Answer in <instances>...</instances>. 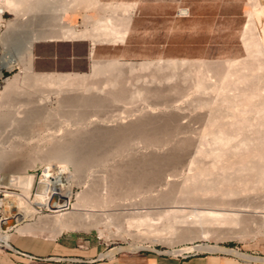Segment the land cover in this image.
I'll use <instances>...</instances> for the list:
<instances>
[{"label": "rangeland", "instance_id": "rangeland-1", "mask_svg": "<svg viewBox=\"0 0 264 264\" xmlns=\"http://www.w3.org/2000/svg\"><path fill=\"white\" fill-rule=\"evenodd\" d=\"M2 1L4 0H0V2ZM71 1L72 0H20V2L17 3L18 9H16V12L7 9L2 15L3 18L0 21V42L4 40L3 43H7V41H9V46H7L11 49V47L13 48L14 45H16L14 41H16L15 43H18V41H25L24 39L26 37L35 36V34L39 32L45 34L53 32L50 28H52V24L56 23L55 18L58 14L57 12L62 13V11H59L60 8L63 10V6L65 7L64 9L68 6L66 9L68 10L71 7L68 11L73 10L71 13L73 16L76 15L75 11L78 12L80 9L72 7L74 4L71 3ZM258 1L259 0H144L138 3L137 8L132 12L127 34L124 43L121 45H102L104 43H99L88 38L82 39L85 41L73 40L78 42H61L65 40L46 42V40H41L42 42H34L31 49L33 58L35 45L45 47V49H47L45 51L47 55L52 54L53 47L58 44L67 47L75 43L80 46V53L84 57L80 62H77L74 66H70V64L68 65L66 61H64L63 65L58 64L56 66L57 69H53L55 67H52L50 71L44 72L89 73L95 59L96 61H102L111 58H118L123 61L131 62H155L168 59H184L201 60L207 63L219 64L229 63V61L226 60H240L238 66L241 68L236 72L237 76L235 79L229 81L230 84H219L217 83V79L213 77L210 72H206L204 74L206 75V86L208 87H206L204 91L197 92V88L195 87L196 79L193 78L194 76H191L192 72L190 75L183 74L186 66H183V69L181 66L182 70L180 67L179 69L174 68V71V69L170 68L168 70L167 67L160 64L162 65L160 66L162 67L161 70L160 67L152 68L151 66L150 70L148 68V70L145 69L146 71H128L126 70L128 68H125L121 74L115 76V78L108 73H105V76L88 77L87 81L85 80V85H90L91 90L89 91H83L81 87L79 90V86L75 84L73 86L71 85L69 88L68 85H64L65 87L61 86V89L53 87L49 89L45 86L31 87L24 83V76L27 74L19 67L13 68L11 71L2 70L0 92H2L6 86L5 79L15 74L18 75V85L21 86L18 89L19 92L17 90L19 93L18 96L15 94L9 95L11 99H8V96L6 99L5 96L4 102L0 99V115L1 113H6L4 115L7 118V121L0 123V180L3 176H9L15 179L13 180L14 183L12 187H7L0 181V200L3 203H9L12 201L11 196H22L26 188L23 184L18 183L16 177L23 172L33 174L35 179L33 181V186L31 185L32 191L28 197V204L37 211V214L30 220L31 222H35L33 228L35 227L37 231L34 235H19L15 233L14 230L9 231L8 234H10V236L8 244L10 248L8 246H3L1 243L0 255H5L11 262L17 261L21 264V262H25L26 258L14 251L21 253L20 248L42 251V249H44L41 246L42 243L52 242L51 244H53L55 240L69 236L73 239L70 246L72 249L70 253L73 254H81L82 251L89 250L93 247L101 251L100 253L108 252L116 247H126L127 249L114 253L112 257L140 253H162L168 257L213 255L232 259V261L240 264L264 263V183L260 182V184H258L262 176L263 178L261 181L264 179V164H261L263 166L262 169V166L260 164L259 166L257 164L258 162L255 163L254 161L259 157L258 159H262L261 163L264 162V143H262L264 142V121L260 120L258 116L256 119V117L251 115L250 117L249 115H243L250 119H248V124L245 122L246 125H252L253 128H255L237 132L238 130H233V126H238L237 121L243 118V116H235L230 110L222 109L223 119H220V125L219 123L218 125H223V127H225L226 121L227 125L230 123V126H232L231 121L233 120L234 122H232L233 128L228 126L229 131L225 133L227 135H218V133H222V130L206 122L207 116L212 110L211 107H208L209 105L207 104H201L203 103L202 101L205 103L214 99L218 102H220L219 100L231 101L230 99L233 96L230 94L236 92L232 85L241 86L240 89L244 86L250 87L248 91L251 93V96H249V98L253 99V102H260L264 99V54L262 53L259 55L256 50L257 47H264V24H261V26L257 24L258 30L256 29V34L253 32L251 37L247 38V40L244 37L243 30V41L246 51L241 41L243 25L248 21V16L247 13L245 15V12L250 6L256 5ZM54 8L57 10L55 11ZM180 10L185 11L183 15L180 14L182 11L179 13ZM90 13L92 14V12L86 14ZM78 14L81 15L82 12ZM76 18H78L77 20L81 23L82 19L80 17ZM8 20H13L15 22L14 25H17L15 29L13 28L14 30H11L14 32V37L10 31L9 35H11V37H8L9 39L6 38L7 33L5 34L7 29L6 21ZM52 21H54V23H52ZM82 22L84 21L82 20ZM79 28L81 29L82 27L80 26ZM4 34L6 36H4ZM18 35L19 37L21 36L20 39L17 38ZM11 42L14 45L11 44ZM89 43L92 45L98 44L94 48V59H92V61H89L87 58ZM247 48L250 49L249 52ZM1 57L2 51L0 49V59ZM51 63L53 64L52 60ZM41 64L44 65L45 68H50L49 65H51L50 61H45ZM34 66L35 62L31 59L32 71L34 73L39 72L34 69ZM65 68H68V70L62 71ZM155 69L158 70L155 71ZM172 70L175 73H171ZM113 80L115 82L112 85L111 82ZM256 83H258L257 90L255 91L258 93L257 96L251 88V84L255 85ZM24 86H26V88ZM209 86H211L213 90L211 87L209 88ZM213 86L216 87L214 88ZM22 90L24 93L26 92L25 95L22 93ZM13 96L16 97L14 98ZM28 97L29 99H27ZM79 101L83 102L80 103ZM96 101H99V103ZM90 102L91 104H89ZM218 102L216 103V107L214 105L216 109H220L227 105H221ZM92 103L95 105H92ZM96 103L98 105H96ZM240 107L241 106H236L235 109H237L233 110L237 112L238 109H241ZM31 110H37L36 112L39 116L37 114L36 117L33 114L31 116L32 118L24 121L28 116V112ZM8 114L10 116L9 121ZM233 116H235L236 119L232 118ZM20 121H22L23 124ZM21 127L24 128L21 129ZM111 129L113 132L117 130L124 131L127 133V137H123L124 139L121 140L122 142L118 137H116L117 139L113 137L114 140H119L121 142L119 143L116 141L120 145L113 140H109V144L106 142L107 146L103 143L104 145L102 146L105 147L102 153L104 154H100L101 159L98 162H85L81 168L79 166L81 163L79 160L81 159L77 158L76 160L75 158L66 160L68 162L60 161V165H56V163L51 165L49 162H46L50 160V158H48L49 152L54 148L58 147V149L61 150L65 148L63 149L65 151L75 148L79 149L78 147L69 148V146L65 144H69L73 138L74 140L76 138H81L85 140V142H89L86 140H89V138L91 140L92 135L96 137L95 135H98L95 134L96 132L100 130L102 132H110ZM75 135H77V137H75ZM245 136L247 137L245 138ZM256 136L259 138L254 139ZM86 137L87 139H85ZM94 137H92V140L95 139ZM96 138L95 141L98 140V137ZM120 139H122V137H120ZM248 140L250 143H248ZM91 142L92 141L89 142L90 144L87 143V145H91L94 141ZM58 145L61 148H59ZM102 146L98 149L99 153H101L100 148H102ZM197 149L201 150L199 158L194 157ZM227 149H230L229 152ZM193 157L196 160L193 161ZM32 160H37L34 166H32L34 163ZM76 162L78 163L76 164ZM191 162H197V164H192ZM72 163L74 165H72ZM244 165L246 167H244ZM59 166L63 167L64 170ZM192 166L195 169H193ZM230 167L233 169H231L233 172L232 174L235 175L236 172L235 176H239L238 180L234 179L233 181H229L227 170L229 171ZM241 167L244 169L242 170ZM225 169L226 172H221ZM122 172L124 173L123 176L121 175ZM219 173H222V175ZM248 173L250 174L248 175ZM194 174L200 175V178H204L203 176H205V180H207L209 184L212 183V180H215L213 176L215 175L216 182L213 184H216L218 181L220 186L223 182L227 185L223 183V189H221L222 187L218 188L219 185H216L218 188L217 191L213 187V189L211 187L204 189L206 186L203 188L204 191L201 188L192 190L183 189L184 192L180 190L181 182L187 179V177L190 178L194 176ZM118 175L124 177L127 182L123 180L121 183H116L119 179ZM224 175L227 180H224ZM251 175H253V177ZM217 176L223 177V180H220L221 178ZM52 177L54 178L52 179ZM138 178L143 179L137 186L135 184ZM46 180H53V183L58 184V188H62L63 185H65V181L69 180L72 192L70 194L69 203L62 212H70L74 204H78L79 207L85 209V212L94 213V215H96V217L93 216L96 223L89 225V227L84 226L74 230H64L60 232L58 236L51 230L53 228L52 226H48L47 224L41 225L42 223L44 224L43 220L45 219L44 217L41 218V216L55 215L59 213L58 211L61 209L55 208L52 205L50 209H43L35 203L34 200L37 194L36 186L38 183H45ZM131 180L135 185L133 188V182H131ZM9 181H11V178ZM123 182H126L125 185H123ZM128 182L130 186L126 185ZM211 185L212 184L209 186ZM127 186H129V188ZM226 186L228 189L231 187V190L233 189L235 192L232 193L229 189L231 193V195H229L230 193ZM219 189L221 191L223 190V194ZM226 190L228 193H225ZM92 192H96L97 194H95L96 196L98 195V198L101 197V203H85V201L81 200L85 194H90ZM224 194L228 195L224 196ZM164 195H168L169 197L172 196L170 197L172 198L170 201L168 199L170 203L166 201L168 207L161 203L162 201L160 202L161 199L163 200ZM163 205L167 208H162ZM245 205H248L246 206L248 210H252L247 216L248 219L246 216H243L245 218L243 219L242 214H240L241 212H237L239 208ZM165 209H169L170 211H174L175 209L176 211L168 215L167 212L166 214L163 212L167 211ZM203 212L205 215L202 214ZM230 214H234L235 216H231ZM173 215H178L180 218ZM229 215L231 217H229ZM38 216H40V219H38ZM237 216L243 219V222L241 221L242 219L239 221L242 222V225L237 223L236 220L234 221L235 218L238 221L239 217ZM5 218V207L1 206L0 222L4 221ZM197 219H200V221L203 219L204 225ZM196 220L198 222H196ZM207 220L210 221L209 224ZM175 224L177 225L176 228L178 227L177 229H175ZM259 224L261 227H259ZM169 225H172L174 229ZM169 227L171 229H169ZM187 227L192 229L189 230L187 236H184L185 238H181L180 232L182 228L187 229ZM123 229L125 231H123ZM126 231L127 233H125ZM141 239L143 241H141ZM151 240L154 243H150ZM201 244L210 246L218 245L224 252L208 251L207 249L199 251L193 250L189 253L183 252L186 248ZM79 246H81V248H79ZM11 250H13V252ZM226 250H231L233 253H226ZM239 255H248L251 257L246 263L236 258ZM69 258L75 257L72 256Z\"/></svg>", "mask_w": 264, "mask_h": 264}, {"label": "bare ground", "instance_id": "bare-ground-1", "mask_svg": "<svg viewBox=\"0 0 264 264\" xmlns=\"http://www.w3.org/2000/svg\"><path fill=\"white\" fill-rule=\"evenodd\" d=\"M22 1V0H21ZM20 2V0H4V1H2V2H0V21L2 20V15L7 11V9H9V10H11V11H15L16 12V9H18V5H17V3H19ZM71 3H73L74 5L72 6V7H74V8H76V9H79L78 10V12L77 11H75L76 12V15H78V16H73L71 13L73 12V10L71 11H68L69 9H71V7L68 9V10H66L67 8H68V6H67V8L66 9H64L65 7L63 6V10H61V8H60V10L59 11H62V13L61 12H57L56 14H57V16H56V14H55V16H56V18H55V24H52L51 26H52V28H50L53 32H51V33H49L48 32V34H45V33H37V34H35V36H32V37H26L24 40L25 41H18V43H15L16 41H14V44H16V45H14L12 42H11V44H13L14 45V47L12 48L11 47V49H9V44H8V42L9 41H7V43L5 42V43H3L4 42V40L2 41V42H0V49H1V51H2V57H1V59H0V78H2V76H1V71L2 70H8V71H11L13 68H16V67H19L21 70H24L25 72H26V74L27 75H25L24 77V83H26V84H28V85H30L31 87L33 86V87H41V86H45L46 88H57V89H59L61 86L62 87H65V86H67L68 85V88L69 87H71V85L73 86L74 84L76 85V86H79V90H80V87H81V90H83V91H85V90H87V91H89V90H91V87H90V85H88V84H86L85 85V80L87 81V78L88 77H96V76H102V75H104L105 76V73H108V74H110V75H113L114 76V78H115V76H117V75H120L121 74V72L123 71V69H125V68H128V69H126V70H128V71H134V70H145V69H147L148 70V68H149V70H150V66L152 67V68H157V67H160V66H165V67H167L168 68V70L171 68V69H174V68H178L179 69V67H180V69H181V66H182V69L184 68L183 66H186V69H185V71H183L184 73V75H186V74H189L190 75V73L192 72V75L191 76H194L193 78H195L196 80H195V87L197 88V92L198 91H204V89L206 88V87H208V86H206V75L204 74V73H206V72H210L212 75H213V77H215L216 79H217V83H219V84H221V83H223V84H226V83H229L230 84V80H232V79H235V77L237 76V71H239V69L241 68L240 66H238V64H239V62H240V60L239 61H236V60H234V61H229V63H225V64H219V63H207V62H198V63H190V62H185V61H155V62H152V61H139V62H123V61H118V60H102V61H96V60H94L93 61V63H92V66H91V70H90V72L89 73H76V74H72V73H34L33 71H32V69H31V59H32V54H31V49H32V45H33V43L34 42H38V41H41V40H46V41H54V40H65V41H73V40H82V39H92V40H94V41H97V42H99V43H104V44H112V45H114V44H117V43H121L122 41H123V39H124V37H125V35H126V32H127V29H128V25H129V20H130V18H131V13H132V11H133V5H130V6H125V5H122V4H116V3H104V2H102V1H100V0H72L71 1ZM72 5V4H71ZM254 5V4H253ZM20 7V6H19ZM23 7V6H22ZM21 7V8H22ZM73 8V9H74ZM55 9V8H54ZM75 9V10H76ZM82 9V10H81ZM57 9H55V11H56ZM52 11V10H51ZM182 11V10H181ZM180 11V12H181ZM80 12H82V14L80 15V14H78V13H80ZM88 12H92V14L90 13V14H86V13H88ZM29 13V12H28ZM246 13H247V16H248V21L246 22V24H245V27H244V37H245V39L247 40V38H250L251 37V35H252V33L254 32L255 33V31H256V29H257V26L260 24V26H261V24L263 25L264 24V0H259L258 2H257V4L256 5H254V6H250L247 10H246ZM49 14H51V13H49ZM54 14V13H53ZM49 16H51V15H49ZM54 16V17H55ZM96 18H95V17ZM76 17H80L84 22H82V20H81V23H79V21L77 20L78 18H76ZM52 18V17H51ZM50 18V19H51ZM28 20H29V18H28ZM51 21V20H50ZM46 22V21H45ZM48 22H49V20H48ZM6 27H7V29H6V31H5V34L7 33V36L4 34V36H6V38H10L11 37V35H9V33H10V31L14 28L15 29V26H17V25H14L15 24V22L13 21V20H8V21H6ZM38 23V22H37ZM50 23V22H49ZM52 23H54V21H52ZM51 24V23H50ZM258 24V25H257ZM82 27L81 29L79 28V27ZM84 27V28H83ZM264 27V26H263ZM44 28V27H43ZM13 29V30H14ZM258 30V29H257ZM16 32V31H15ZM257 32V31H256ZM17 33V32H16ZM47 33V32H46ZM11 34H13V37H14V32H12L11 31ZM256 34V33H255ZM20 35V34H19ZM19 35H18V39H20L21 38V36L19 37ZM34 35V34H33ZM25 37V36H24ZM5 38V37H4ZM5 38V39H6ZM8 38V39H9ZM2 39H3V36H2ZM16 39V38H15ZM17 40V39H16ZM12 41V40H11ZM8 45V46H7ZM11 46V45H10ZM256 50H257V52L259 53V55L260 54H264V47H257L256 48ZM247 51L249 52L250 51V49L249 48H247ZM92 52H93V50H92ZM28 58V59H27ZM160 64H162V65H160ZM236 66H238L237 68H235ZM167 68H166V70H167ZM162 69V67H160V70ZM181 69V70H182ZM158 70V69H157ZM156 69H155V71H157ZM159 70V71H160ZM137 71V72H138ZM146 71V70H145ZM174 71H175V69H174ZM176 71H177V69H176ZM180 71V70H179ZM181 72V71H180ZM193 72H194V75H193ZM171 73H175V72H173V70H172V72ZM178 73V72H177ZM114 74H116V75H114ZM175 75V74H174ZM205 75V76H204ZM211 75V76H212ZM108 76V75H107ZM188 76V75H187ZM209 76H210V74H209ZM113 78V79H114ZM117 78V77H116ZM192 78V79H193ZM210 79V78H209ZM6 80V86L4 87V89H3V91L2 92H0V99L4 102V97L7 99V96H8V99L10 98L9 97V95H16V96H18L19 95V88H20V86L21 85H18V75L17 74H15V75H13V76H11V77H9V78H6L5 79ZM118 80V79H117ZM116 80V81H117ZM20 81V80H19ZM23 81V80H22ZM111 81V80H110ZM207 81H208V79H207ZM216 81V80H215ZM258 81H259V79H258ZM114 80L111 82V84L113 85L114 84ZM209 83V82H208ZM259 83V82H258ZM258 83H256L255 85H253V84H251L252 86H251V88L254 90V92L257 90V85H258ZM21 84V83H20ZM23 84V83H22ZM215 84V83H214ZM218 84V85H219ZM25 85V84H24ZM65 85V86H64ZM232 85V84H231ZM217 86V85H216ZM215 86V87H216ZM234 88H235V90H236V92L235 93H233V94H230V95H232L233 97L230 99L231 101H221V100H219L220 102H218L216 99H214V100H212V101H210V102H205L204 103V101H202L203 103H201V104H203V105H205V104H207V105H209L208 107H211V112H209V115L207 116V123L208 124H210V125H212V126H216V127H218L220 130H222V133H218V135H222V136H224V135H227V134H225L227 131H229V128H228V126L229 127H231V128H233V130L235 129L237 132H239L240 130H245V129H251V128H253V126L252 125H246V123L248 124L249 123V121H248V117H244V116H247V115H249V117H250V115L251 116H254V117H256V119H257V116L260 118V120H263L264 121V99L263 100H261L260 102H256L255 100V102H253V99H251V98H249V96H251V93H249V88L250 87H248V86H244V87H242L241 89H240V87H238V86H235V85H232ZM25 88H26V86H24ZM93 87V86H92ZM193 87H194V85H193ZM194 87V88H195ZM211 86H209V88H210ZM214 87V86H213ZM214 87V88H215ZM232 87V88H233ZM74 88V87H73ZM119 88V87H118ZM195 88V89H196ZM208 88V89H209ZM212 88V87H211ZM233 88V89H234ZM61 89V88H60ZM78 89V88H77ZM17 90H18V92H17ZM206 90V89H205ZM212 90H213V88H212ZM20 91H21V89H20ZM23 91V90H22ZM26 91V90H25ZM122 91V90H121ZM211 91V90H210ZM14 92V93H13ZM136 92V91H135ZM231 92H233V91H231ZM24 95H25V93H24V91L22 92ZM34 93V92H33ZM121 93V92H120ZM137 93V92H136ZM211 93V92H210ZM7 94V95H6ZM29 94V93H28ZM77 95V94H76ZM133 95V94H132ZM255 95L257 96L258 95V93H256L255 92ZM15 96V97H16ZM21 96V95H20ZM30 96H34V95H30ZM78 96V95H77ZM14 97V96H13ZM14 97V98H15ZM27 97V96H26ZM70 97V96H69ZM3 98V99H2ZM23 98V97H22ZM25 98V97H24ZM11 99V98H10ZM26 99V98H25ZM27 99H29V97L27 98ZM32 99V98H31ZM36 99V98H35ZM83 99V98H82ZM107 99V98H106ZM0 100V101H1ZM85 100V99H84ZM96 100V99H95ZM28 101V100H27ZM32 101H33V99H32ZM86 101V100H85ZM84 101V102H85ZM219 103V104H221V105H225V104H227L226 106H224V107H222V108H220V109H216L215 107H216V103L217 102ZM25 102V101H24ZM38 102V101H37ZM73 102V101H72ZM80 102V101H79ZM83 101H81L80 103H82ZM97 102V101H96ZM108 102V101H107ZM227 102V103H226ZM16 103V102H15ZM86 103V102H85ZM97 103H99V101L97 102ZM96 103V105H98ZM13 104V103H12ZM26 104H28V103H26ZM89 104H91V102L89 103ZM102 104V103H101ZM67 105H69V104H67ZM81 105H83V104H81ZM92 105H95V104H93L92 103ZM214 105H215V107H214ZM85 106H86V104H85ZM90 106V105H89ZM236 106H241L240 108V110L238 109L237 110V112L235 111L236 109H235V107ZM101 107V106H100ZM86 108V107H85ZM8 109V108H7ZM41 109V108H40ZM222 109H227L228 111L230 110V112H232V114H235V116H239V115H244L243 116V118H241L240 120H236L237 121V123H238V126L236 125V127L235 126H233V123L232 122H234L233 120L231 121V124H232V126H230V123L227 125L226 124V121H225V127H223V125L222 126H219L220 125V119H223V116H222V112H223V110ZM233 109H235V110H233ZM29 110V109H28ZM35 110V109H34ZM34 110H31V111H29L28 112V116H27V118L24 120V121H26L27 119H30V118H32L31 116L34 114L35 116L38 114L36 111H34ZM68 110V109H67ZM92 110V109H91ZM96 111V110H95ZM234 111H235V113H234ZM44 112V111H43ZM3 114V115H2ZM4 114H6V113H1V115H0V123H4V121H7V118H6V116L4 115ZM13 114V113H12ZM77 114V113H76ZM67 115V114H66ZM83 115V114H82ZM82 115H81V117H82ZM256 115V116H255ZM8 116V121H9V118H10V116H9V114L7 115ZM35 116H33V117H35ZM38 116H39V114H38ZM43 116V115H42ZM235 116H233L232 118H235ZM17 117V116H16ZM15 117V118H16ZM37 117V116H36ZM48 117V116H47ZM47 117H46V119H47ZM13 118H14V116H13ZM20 118V117H19ZM192 118V117H191ZM238 118V117H237ZM6 119V120H5ZM45 119V118H44ZM79 119H81V118H79ZM236 119V118H235ZM32 120V119H31ZM219 120V121H218ZM230 120H231V117H230ZM250 120V119H249ZM23 121V120H22ZM22 121H20L22 124H23V122ZM147 121V120H146ZM163 121V120H162ZM16 122V121H15ZM149 122H150V120H149ZM172 122V121H171ZM224 122V121H223ZM230 122V121H229ZM246 122V123H245ZM7 123V122H6ZM5 123V124H6ZM18 123V122H17ZM136 123V122H135ZM218 123H219V125H218ZM26 124V123H25ZM169 124V123H168ZM224 124V123H223ZM251 124V123H250ZM148 125V124H147ZM4 126V125H3ZM226 126H227V128H226ZM258 126V125H257ZM26 127H27V125H26ZM26 127H25V129H26ZM136 127V126H135ZM141 127V126H140ZM161 127V126H160ZM24 127H21V129H23ZM129 128V127H128ZM145 128V127H144ZM143 128V129H144ZM167 128V127H166ZM230 128V129H231ZM255 128V127H254ZM253 128V129H254ZM257 128V127H256ZM142 129V128H141ZM161 129V128H160ZM103 130V129H102ZM105 130V129H104ZM109 130V129H108ZM121 130H122V128H121ZM132 130H133V127H132ZM135 130V129H134ZM136 130H138V129H136ZM14 131V130H13ZM131 131V130H130ZM236 131H234V132H236ZM256 131V130H255ZM99 132V133H98ZM98 132H96L95 134H98V135H95L96 137H98V140L97 141H95V139H97L96 137H94V135H92V134H90V133H88V134H90V135H92V137H94L95 139L94 140H92L93 138L91 137V140H90V138H89V140H86V141H94L91 145H87V143L88 144H90L89 142H85V140H82L81 138V140L78 138H76L75 140H74V138H73V140L72 141H70V143L68 144V143H65L67 146H69V148L70 147H78L79 149H77V148H75V149H73V150H67V151H65V150H63V149H65V148H63L62 150L61 149H58V147L57 148H54V149H52V151H50L49 152V157L48 156H45V157H48V158H50V160L49 161H46V160H48V159H46L45 161L46 162H49L51 165H54L55 163H56V165L58 164V165H60L61 164V162L60 161H66V160H71L72 158L74 159L75 158V160H76V158L77 159H81V160H79V162H84V163H82V165H81V163L79 164V166H80V168H81V166H83L84 164H85V162L87 163V162H90V163H93V162H98L100 159H101V155L100 154H104V153H102L103 151H104V147L102 146V145H104L103 143H105V145H106V142H108L107 144H109V140H113V141H118L119 143H121L122 141L121 140H123L124 138L123 137H127V133H125L124 131H120V130H117V131H115V132H113V130L111 129V131L109 132V131H98ZM145 132V131H144ZM257 132V131H256ZM169 133V132H168ZM242 133V132H241ZM243 133H244V131H243ZM253 133L255 134V132L253 131ZM80 134V133H79ZM78 134V135H79ZM128 134H129V132H128ZM134 134V133H133ZM243 135V134H242ZM150 136V135H149ZM152 136V135H151ZM232 136L234 137V135L232 134ZM235 136H237V135H235ZM239 136V135H238ZM241 136V135H240ZM249 136V135H248ZM259 136V135H258ZM74 137V136H73ZM75 137H77V135H75ZM110 137V138H109ZM113 137H115V139H117L116 137H118V139L121 141H119V140H114V138ZM120 137H122V139H120ZM242 137V136H241ZM247 136H245V138H246ZM100 138V139H99ZM155 138V137H154ZM215 138H216V136H215ZM245 138H243V139H245ZM251 138V137H250ZM252 138H253V135H252ZM251 138V139H252ZM255 138H259V137H254V139ZM85 139H87V137L85 138ZM201 139V138H200ZM213 139V138H212ZM253 139V140H254ZM153 140V139H152ZM215 140V139H214ZM245 140H247V139H245ZM65 141V140H64ZM69 141V140H68ZM243 141V140H242ZM249 141V140H248ZM112 143V142H111ZM117 143V142H116ZM119 143H117V144H119ZM126 143V142H125ZM245 143V142H244ZM248 143H250V141L248 142ZM262 143H264V142H262ZM54 144V143H53ZM116 144V145H117ZM120 145V144H119ZM54 146V145H53ZM59 146V145H58ZM100 146H102V148H103V150H102V148H100L101 150H100V152L101 153H99V147ZM107 146V145H106ZM109 146V145H108ZM216 146V145H215ZM263 147V146H262ZM59 148H61L60 146H59ZM222 148H223V146H222ZM239 148V147H238ZM67 149V148H66ZM122 149V148H121ZM236 149V148H235ZM256 149V148H255ZM228 150V149H227ZM230 150V149H229ZM229 150H228V152H229ZM249 150V149H248ZM237 151V150H236ZM190 152V151H189ZM201 152V150L200 149H197L196 151H195V156L194 157H196V158H199L200 157V153ZM249 152V151H248ZM226 153H227V151H226ZM232 153V152H231ZM235 153V152H234ZM237 153V152H236ZM243 153V152H242ZM181 154V153H180ZM228 154V153H227ZM246 154V153H245ZM46 155V154H45ZM211 155H212V153H211ZM218 155V154H217ZM5 156V155H4ZM236 156V155H235ZM8 157V156H7ZM102 157H103V155H102ZM172 157V156H171ZM194 157H193V161L194 160H196V159H194ZM211 157V156H210ZM217 158H219V157H217ZM226 158V157H225ZM232 158V157H231ZM234 158V157H233ZM256 158V157H255ZM259 157H257L256 158V160H254L255 161V163H257L258 165L260 164H264V162L263 163H261L262 162V159L260 160V159H258ZM172 159V158H171ZM171 159H170V161H171ZM215 159H216V157H215ZM258 159V160H257ZM34 160V159H33ZM32 160V161H33ZM160 160V159H159ZM173 160V159H172ZM175 160V159H174ZM219 160V159H218ZM227 160H228V157H227ZM31 161V162H32ZM35 161H37V160H35ZM35 161H33L32 163V166H34L35 164H36V162ZM145 161V160H144ZM150 161V160H149ZM162 161V160H161ZM192 161V162H193ZM229 161V160H228ZM264 161V160H263ZM66 162H68V161H66ZM166 162V161H165ZM191 162V163H192ZM220 162V161H219ZM218 162V163H219ZM49 163H47V164H49ZM54 163V164H53ZM78 162H76V164H77ZM167 163V162H166ZM171 163V162H170ZM199 163V162H198ZM209 163V162H208ZM211 163H213V162H211ZM217 163V164H218ZM250 163V162H249ZM152 164V163H151ZM192 164H197V162L195 163H192ZM240 164V163H239ZM72 165H74L73 163H72ZM90 165V164H89ZM146 165V164H145ZM150 165V164H149ZM155 165V164H154ZM158 165V164H157ZM237 165H238V163H237ZM241 165V164H240ZM247 165H248V163H247ZM259 165V166H260ZM6 166V165H5ZM65 166V165H64ZM71 166V165H70ZM76 166V165H75ZM156 166V165H155ZM250 166V165H249ZM262 166V165H261ZM27 167V166H26ZM29 167V166H28ZM59 167H61V166H59ZM78 167V166H77ZM158 167V166H157ZM197 167V166H196ZM200 167V166H199ZM234 167H236V166H234ZM243 167V166H242ZM242 167H241V169H242ZM244 167H246L245 165H244ZM57 168H58V166H57ZM62 169H63V167H61ZM79 168V167H78ZM156 168V167H155ZM192 168H193V166H192ZM203 168H205V167H203ZM202 168V169H203ZM221 168V167H220ZM250 168H251V166H250ZM254 168V167H253ZM261 168V167H260ZM77 169V168H76ZM193 169H195V168H193ZM192 169V170H193ZM213 169V168H212ZM224 169V168H223ZM226 169H229V168H226ZM226 169L224 170V171H221V172H226ZM231 167H230V172L227 170V173L229 174V177H228V179H229V181L230 180H234V179H237L238 180V178H239V176H235L236 175V172H235V175L234 174H232L233 172L231 171ZM244 169V168H243ZM242 169V170H243ZM262 169H263V166H262ZM64 170V169H63ZM219 170H221V169H219ZM233 170V169H232ZM1 171V170H0ZM120 171V170H119ZM137 171V170H136ZM145 171V170H144ZM154 171V170H153ZM236 171V170H235ZM263 171V170H262ZM21 172H23V171H21ZM121 172V171H120ZM143 172V171H142ZM155 172V171H154ZM217 172V171H216ZM215 172V173H216ZM117 173H118V171H117ZM146 173V172H145ZM214 173V174H215ZM231 173V174H230ZM243 173H246V172H243ZM253 173V172H252ZM119 174V173H118ZM123 172H122V176H123ZM140 174V173H139ZM149 174V173H148ZM155 174V173H154ZM159 174V173H158ZM219 174H221L222 175V173H219ZM250 173H248V175H249ZM8 175V174H7ZM141 175V174H140ZM153 175V174H152ZM211 175H212V173H211ZM230 175H231V177H230ZM232 175H234V176H232ZM242 175V174H241ZM254 175V174H253ZM253 175H251L252 177H253ZM259 175V174H258ZM120 177L119 175H118V177H119V179L117 180V182L116 183H121L123 180L124 181H126L125 180V178L124 177ZM147 176V175H146ZM155 176H157V175H155ZM214 176V178H215V180L213 181H211L212 183H210V184H212L211 186H209L210 184H209V182L207 181V180H205V176H203L204 178H200V175H196V174H194V176H192V177H190V178H188L187 177V179H184V181H182L181 182V187H180V190H182L183 191V189H202L203 190V188L204 189H206L207 187H213V188H215V190L217 191L218 190V188L220 187H222V184L224 183L225 184V182H223L222 184H221V186H220V184L218 183V181H217V183L216 184H213V183H215L216 182V176L215 175H213ZM245 176H246V174H245ZM250 176V177H251ZM117 177V178H118ZM149 177V176H148ZM151 177H153V176H151ZM217 177H220L221 178V176H217ZM240 177H242V176H240ZM255 177V176H254ZM11 178V181H9V179ZM54 177H52V179H53ZM134 178V177H133ZM223 178V177H222ZM220 179V180H223V179ZM226 178H227V176H226ZM259 178H260V176H259ZM262 178H263V176H262ZM262 178H260V180H259V183L258 184H260V182H262V183H264L263 181H264V179H263V181H261V179ZM16 179L18 180V183L19 184H23L24 185V187L26 188L25 190H24V192H23V194H22V196H16V195H13V196H11L12 197V201L11 202H9V203H3V202H1V200H0V207L1 206H4L5 207V211H6V218H5V220L4 221H2V222H0V244L2 243L3 244V246H8L9 248H10V246H9V244H8V242H9V236H10V234H8V232L9 231H12V230H14L15 231V233H18L19 235H34L35 234V232L37 231L36 229H35V227L33 228V225H34V223L35 222H31L30 220H32V217L35 215V214H37V211L36 210H34L29 204H28V197L30 196V194H31V185L33 186V181H34V179H35V177H34V175L33 174H31V173H20L19 175H18V177H16ZM116 179V178H115ZM135 179V178H134ZM143 179V178H142ZM141 178H138L137 179V182H136V184L135 185H139V183H141V180H142ZM146 179V178H145ZM203 179H204V182H203ZM217 179H219V178H217ZM251 179V178H250ZM254 179V178H253ZM258 179V178H257ZM257 179H256V181H257ZM13 180H15V179H13V177H9V176H3V178H1V180L0 181H2L1 183H3V184H5L7 187H12L13 186V183H14V181ZM210 180V179H209ZM224 180H227V179H225V175H224ZM241 180V179H240ZM43 181V180H42ZM53 181V180H52ZM52 181H47L46 180V182L44 183H38L37 184V186H36V190H37V194H36V198H35V203L39 206V207H42L43 209H50V206L52 205L53 207H55V208H61V209H59V213H57V214H55V215H52V216H49V215H43V216H41V218H45L43 221H44V224L42 223L41 225H45V224H47L48 226H52L53 228L51 229L53 232H54V234H56L57 236H58V234L60 233V232H62V231H68V230H74V229H77V228H81V227H84V226H86V227H89V225H92V224H95L96 223V221H94L95 220V218H93V216H95L96 217V215H94V213H88V212H85V209L84 208H82V207H79V205L78 204H74V206H73V208H72V211H70V212H62V210H64L65 209V207L68 205V203H69V200H70V194H71V192H72V190H71V183H70V181L69 180H66L65 181V185H63V187L62 188H58L57 187V183L55 184V183H53ZM116 181V180H115ZM145 181V180H144ZM231 181V182H232ZM242 181L244 182V180H243V178H242ZM245 181H246V178H245ZM255 181V182H256ZM127 182V181H126ZM125 182V183H126ZM131 182H133L132 180H131ZM147 182V181H146ZM222 182V181H221ZM115 183V184H116ZM124 183V182H123ZM122 183V184H123ZM125 183L123 184V185H125ZM149 183V182H148ZM147 183V184H148ZM230 183V182H229ZM262 183H261V185H262ZM133 184V186H132V188L135 186L134 185V182L132 183ZM144 184V183H143ZM175 184V183H174ZM233 184V183H232ZM249 184V183H248ZM119 185H121V184H119ZM126 185H129L130 186V183L128 182V184H126ZM208 185V186H207ZM214 185V186H213ZM216 185H219L218 186V188H217V186ZM225 185H227V184H225ZM264 185V184H263ZM122 186V185H121ZM129 186H127L128 188H129ZM141 186V185H140ZM145 186V185H144ZM229 186H231V185H229ZM228 186V187H229ZM240 186V185H239ZM251 186V185H250ZM118 187V186H117ZM232 187V186H231ZM231 187L229 188L230 189V191H232V193L233 192H235V190L233 191V189L231 190ZM258 187H259V185H258ZM264 187V186H263ZM116 188V187H115ZM210 188V189H211ZM212 188V189H213ZM226 188H227V186H226ZM261 188V187H260ZM130 189H131V187H130ZM209 189V188H208ZM221 189H223V187L221 188ZM229 189L227 188V190L229 191ZM23 190V189H22ZM39 190V191H38ZM122 190V189H121ZM136 190V189H135ZM225 191V193L227 192L228 193V191ZM204 191V190H203ZM216 191H215V193H216ZM219 191H221L220 189H219ZM223 191V190H222ZM221 191V193L223 194V192ZM230 191H229V193H230ZM128 192V191H127ZM133 192V191H132ZM184 192V191H183ZM196 192H197V190H196ZM207 192V191H206ZM214 192V191H213ZM96 193V192H95ZM95 193H90V194H94V195H90L89 193H87V194H85L84 196H83V198L81 199L82 201H85V203L86 202H91V203H93L94 202V204H98V203H101V201H100V198L101 197H99L98 198V195L96 196V194ZM174 193V192H173ZM182 193V192H181ZM84 194V193H83ZM89 194V195H88ZM211 194V193H210ZM169 195H170V193H169ZM183 195V194H182ZM225 195H228V194H224V196ZM229 195H231V193L229 194ZM163 196V195H162ZM174 196H175V194H174ZM233 196H234V194H233ZM160 197V196H159ZM170 197H172V196H170ZM168 195H164V197H163V200L161 199H159L160 200V202L161 203H163V204H165L166 206H167V202L166 201H168V199H169V201L172 199V198H170ZM176 199V198H175ZM173 200H174V198H173ZM242 200V199H241ZM168 201V203H170ZM177 201V200H176ZM105 202V201H104ZM84 203V202H83ZM165 205H163L162 206V208H167ZM171 205V204H170ZM51 206V207H52ZM165 206V207H164ZM246 206H248V205H245V206H240V207H242V208H244V209H242V208H239V206H238V208H239V210L237 211L238 213L239 212H241L240 214H242V218L243 219H245L243 216H248V214H250V212L252 211H250V210H248L247 208L248 207H246ZM254 209V208H253ZM165 210H167V211H163L165 214H166V212L168 213V215H169V213H175V209H174V211L173 210H169V209H165ZM178 210V209H177ZM255 210V209H254ZM182 211V210H181ZM180 211V212H181ZM147 212V211H146ZM155 212V211H154ZM178 212V211H177ZM177 212H176V214H177ZM258 212V211H257ZM40 213V212H39ZM162 213V212H161ZM184 213V212H183ZM182 213V214H183ZM201 213V212H200ZM147 214V213H146ZM154 214V213H153ZM178 214H180V213H178ZM202 214H204V212L202 213ZM211 214V213H210ZM218 214V213H217ZM237 214V213H236ZM240 214H237V215H240ZM149 215V214H148ZM157 215V214H156ZM168 215H166V216H168ZM205 215V214H204ZM204 215H202V216H204ZM231 215V214H230ZM229 215V217H231L232 215L233 216H235L234 214H232L231 216ZM253 215V214H252ZM251 215V216H252ZM40 216H38V219H40ZM111 216V215H110ZM173 216H176V215H173ZM250 216V215H249ZM176 217H178V218H180L178 215L176 216ZM237 217H239V219H238V221H237V219L235 218H232V219H234V221L236 220V222L237 223H239V224H241L242 222H243V219L242 218H240V216H237ZM254 217V216H253ZM200 218V217H199ZM225 218H226V216H225ZM227 219H228V217H227ZM240 219H242L241 221L242 222H239L240 221ZM247 219H248V217H247ZM262 219V218H261ZM35 220V219H34ZM198 220V219H197ZM196 220V222H198V221H200V219L197 221ZM259 220V219H258ZM28 221H30V222H28ZM39 221V220H38ZM167 221H168V219H167ZM170 221V220H169ZM263 221V220H262ZM40 222H42V221H40ZM180 222V221H179ZM191 222V221H190ZM190 222H188V223H190ZM200 222H202V224L204 225V223H203V219H202V221H200ZM206 222V221H205ZM207 222H208V224H209V222L210 221H208L207 220ZM264 222V221H263ZM37 223V222H36ZM168 223V222H167ZM172 223V222H171ZM174 223V222H173ZM194 223V222H193ZM212 223V222H211ZM233 223H235V222H233ZM257 223H258V221H257ZM177 224V223H176ZM174 225L175 226V229H177L176 228V226L177 225ZM184 224V223H183ZM182 224V225H183ZM191 224V223H190ZM197 224V223H196ZM201 224V225H202ZM207 224V223H206ZM213 224V223H212ZM236 224V223H235ZM263 224V223H262ZM47 225H46V227H47ZM97 225V224H96ZM181 225V224H180ZM187 225V224H186ZM195 225V224H194ZM198 225V224H197ZM230 225V224H229ZM237 225V224H236ZM242 225V224H241ZM260 225V224H259ZM39 226H40V224H39ZM171 228H172V225H169ZM179 226V225H178ZM189 226V225H188ZM191 226V225H190ZM213 226V225H212ZM226 226V225H225ZM233 226V225H232ZM263 226V225H262ZM44 227V226H43ZM168 227V226H167ZM169 227V229H171ZM180 227V226H179ZM192 227H194V226H192ZM207 227V226H206ZM205 227V228H206ZM215 227V226H214ZM228 227V226H227ZM237 227V226H236ZM240 227V226H239ZM244 227V226H243ZM259 227H261V225L259 226ZM37 228V227H36ZM41 228V227H40ZM45 228V227H44ZM48 228V227H47ZM184 228V227H183ZM182 228V230H181V234H180V236H181V238H185L184 236H187V234L189 233V230H191L189 227H187V229H183ZM42 229V228H41ZM172 229H174V228H172ZM201 229V228H200ZM210 229V228H209ZM215 229V228H214ZM231 229V228H230ZM122 230V229H121ZM154 230V229H153ZM158 230V229H157ZM203 230H205V229H203ZM207 230V229H206ZM244 230V229H243ZM246 230V229H245ZM123 231H125L124 229H123ZM152 231V230H151ZM155 231H156V228H155ZM169 231V230H168ZM175 231V230H174ZM177 231V230H176ZM179 231V230H178ZM247 231V230H246ZM40 232V231H39ZM121 232V231H120ZM193 232V231H192ZM191 232V233H192ZM194 232H197V231H194ZM206 232V231H205ZM236 232V231H235ZM38 233V232H37ZM125 233H127V231L125 232ZM197 233H199V232H197ZM138 234H139V232H138ZM209 234V233H208ZM126 235V234H125ZM193 235H194V233H193ZM204 235V234H203ZM210 235V234H209ZM131 236H132V234H131ZM212 236V235H211ZM241 237V236H240ZM164 239V238H163ZM170 239V238H169ZM179 239V238H178ZM148 240V239H147ZM150 240V239H149ZM160 240V239H159ZM162 240V239H161ZM180 240V239H179ZM141 241H143L142 239H141ZM165 241V240H164ZM156 242V241H155ZM150 243H154L152 240L150 241ZM1 244V245H2ZM133 244V243H132ZM124 249H127L126 247H116V248H113V249H111L110 251H108L106 254H105V256H108V255H110V254H114V253H116V252H118V251H120V250H124ZM210 250V251H223L224 252V250H221L222 248L221 247H219L218 245H215V246H210V245H198V246H194V247H189V248H186V250L185 251H183L184 253H189L190 251H193V250H195V251H199V250ZM174 252V251H173ZM177 252V251H176ZM226 253H233V251H231V250H226ZM234 254H235V252H234ZM237 256V255H236ZM240 259H242L243 261H246L247 262V260H249V258L251 257V256H248V255H239L238 256ZM253 260V259H252Z\"/></svg>", "mask_w": 264, "mask_h": 264}, {"label": "crops", "instance_id": "crops-1", "mask_svg": "<svg viewBox=\"0 0 264 264\" xmlns=\"http://www.w3.org/2000/svg\"><path fill=\"white\" fill-rule=\"evenodd\" d=\"M142 1L141 0H132V1L130 0L128 1H117V0L106 1L105 0L102 2L122 4L125 6L133 5V11H134L137 8L138 3H141ZM245 15H246V12H245ZM131 16H132V13H131ZM130 20H129V23H130ZM245 24L243 25L242 35H241V41L243 43L244 48H245V44L243 41V30H244ZM124 39L121 43H117V44H120V45L123 44ZM80 41H85V40H80ZM39 42H42V41H39ZM61 42H78V41H61ZM96 45L98 44L92 45L91 43H89L88 45L87 58L89 59V61H92V59H94L93 53H94V48ZM102 45H112V44H102ZM46 50L47 49H45V47L41 45L34 46V54H33L32 59L35 62L34 69L36 71H39L35 73H83V72H44V71H50L52 67H55L53 69H57L56 66L58 64L63 65L64 61H66L68 65L70 64V66H74L77 62H80V60L83 59L84 57L80 53V46L78 44L74 43L67 47H64L63 45H59V44L55 45L53 47L52 54H48V55L45 53ZM245 51H246V48H245ZM51 60L53 61V64L51 63ZM105 60L123 61L118 58H111V59H105ZM45 61H50V64H51L49 65L50 68H45V66L41 64L42 62H45ZM164 61L204 62L201 60H184V59H168ZM226 61H233V60H226ZM123 62H131V61H123ZM67 70L68 68H65L62 71H67ZM72 242H73V239L69 236H66V237L55 240L53 244H51L52 242L42 243L41 246L44 248L42 249V251H35L32 249L20 248L21 253L17 251H14V252L26 258L25 262H21V264H240L238 262L232 261V259H226L224 257L213 256V255H201V256L192 255V256H185L182 258V257H168L165 255H158V254H152V253H147V254L140 253V254L121 255L119 257H112L114 254L105 256L107 252L100 253L101 251H99L96 247H93L89 250L82 251L81 254H73V253H70V251L72 250L70 248ZM11 251L13 252V250ZM72 256H74L75 258H69ZM236 258L243 261L242 259L238 257ZM253 263H261V262H253ZM0 264H19V262L17 261L11 262L9 261V259H7L5 255H0ZM261 264H264V263H261Z\"/></svg>", "mask_w": 264, "mask_h": 264}, {"label": "built area", "instance_id": "built-area-1", "mask_svg": "<svg viewBox=\"0 0 264 264\" xmlns=\"http://www.w3.org/2000/svg\"><path fill=\"white\" fill-rule=\"evenodd\" d=\"M79 248H81V246H79ZM158 255H164V254H162V253H158ZM171 256V255H170ZM185 256H189V255H185ZM177 257V256H176ZM179 257H184V256H179Z\"/></svg>", "mask_w": 264, "mask_h": 264}, {"label": "water", "instance_id": "water-1", "mask_svg": "<svg viewBox=\"0 0 264 264\" xmlns=\"http://www.w3.org/2000/svg\"><path fill=\"white\" fill-rule=\"evenodd\" d=\"M184 12H185V11H184V10H182L181 14H184Z\"/></svg>", "mask_w": 264, "mask_h": 264}]
</instances>
